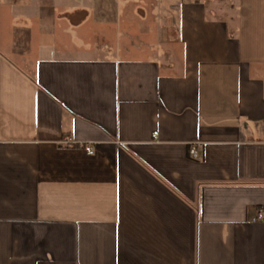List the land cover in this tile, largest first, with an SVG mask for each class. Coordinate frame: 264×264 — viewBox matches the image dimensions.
Here are the masks:
<instances>
[{
    "label": "crops",
    "instance_id": "crops-1",
    "mask_svg": "<svg viewBox=\"0 0 264 264\" xmlns=\"http://www.w3.org/2000/svg\"><path fill=\"white\" fill-rule=\"evenodd\" d=\"M260 209L264 0H0V264H264Z\"/></svg>",
    "mask_w": 264,
    "mask_h": 264
},
{
    "label": "built area",
    "instance_id": "built-area-1",
    "mask_svg": "<svg viewBox=\"0 0 264 264\" xmlns=\"http://www.w3.org/2000/svg\"><path fill=\"white\" fill-rule=\"evenodd\" d=\"M157 136V133H154V137ZM71 141H65L64 144H70ZM90 154H92V152H90ZM191 156L194 159L198 158V152H197V148L196 147H192L191 151H190ZM252 223H264V209H260L258 210L257 214L252 218Z\"/></svg>",
    "mask_w": 264,
    "mask_h": 264
},
{
    "label": "rangeland",
    "instance_id": "rangeland-1",
    "mask_svg": "<svg viewBox=\"0 0 264 264\" xmlns=\"http://www.w3.org/2000/svg\"><path fill=\"white\" fill-rule=\"evenodd\" d=\"M116 13V7L112 8V14L115 15Z\"/></svg>",
    "mask_w": 264,
    "mask_h": 264
}]
</instances>
